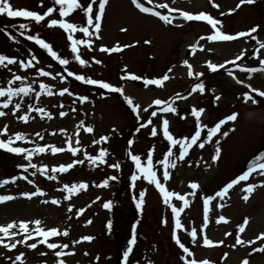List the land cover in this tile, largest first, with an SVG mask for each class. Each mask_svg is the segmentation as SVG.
Returning <instances> with one entry per match:
<instances>
[{
	"label": "rangeland",
	"instance_id": "1",
	"mask_svg": "<svg viewBox=\"0 0 264 264\" xmlns=\"http://www.w3.org/2000/svg\"><path fill=\"white\" fill-rule=\"evenodd\" d=\"M239 0H213L218 5L213 8L209 0H140L146 7H154L155 5L166 3L169 7L188 11L192 14H198L203 11L216 18L226 16L229 10H236L234 16H231L232 23L236 28H230V32L236 29L242 30L259 26L257 38L264 42V0H255L251 4H244L236 8ZM14 8L24 7L29 10L42 11L36 7L38 0H10ZM83 2V0H82ZM208 2V3H207ZM46 5L49 0H45ZM129 0H108L106 11L102 17L101 29L99 31V40H94L93 51L88 52L83 46L80 47L82 58L88 59L90 67H81L75 62L70 53L69 43L63 30L56 27L51 29L34 22L29 25V32L26 34L39 33L41 38L50 44L53 50L57 51L61 58L69 59L67 66L61 67L47 53L40 49L32 41H27L24 36L20 35L18 25L20 23H28L22 18H8L1 16L0 23L8 27V32L0 33V54L15 56L18 60L30 59L29 50L32 55L37 56L39 63L36 66L52 73L49 77H39L32 69H19L18 64L8 66V68L0 67V87L6 86L7 79H11L12 74L25 76V82L39 91V84H48L53 92L52 96L42 94L40 98L25 97L23 100L14 98L13 103H21L19 114H24L29 104L42 107L45 111L51 113L52 119L47 117L41 118L39 114L31 113L32 119L27 123L21 122L11 112L10 108L4 110L7 115L0 117V128L8 125V134L15 132L24 133L33 140L34 144H50L57 147L67 148L65 141H70L73 146L79 139V151L77 156L73 157L71 153L52 154L46 151L33 157L32 162L37 165H47L49 174L52 167H58L60 164L71 163L73 159L84 160L83 164L74 165L67 173H56L55 180H48L39 173L33 179L35 186L45 192V196L32 197L31 199L22 197L20 193L35 190L33 185H29L26 181L17 179L15 183H8L0 187V195H12L15 198L8 202L0 203V224H5L13 220L31 221L40 219L45 228L57 227L58 230L69 231L68 237L50 238L49 242L69 243L70 249L74 250L75 255L62 257L66 264H119L122 259V252L126 247V241L130 238V229L133 223L137 224V243L134 246V254L130 256V264H177L178 249L170 237V210H167L162 203V197L154 186L148 185L146 182L139 180L136 182L135 188L129 187L128 177L134 165L129 159L127 152L130 150L133 154L141 155L142 160L146 157L147 150L155 145L154 162L157 158H163V151L167 150V141L163 140L162 132H160L161 121L159 117L163 115L169 120V132L174 138L189 137L195 131V117L189 116L190 112L182 113V110L188 111L196 104L201 102L206 104L207 111L201 114V123L204 122L208 127L213 126L214 120L213 108H209V101L214 96H220L215 102L218 109L217 120L229 113L236 114L237 122L235 124H225L222 131L228 132L227 136L219 135L213 137V142L206 144L204 149L193 146L189 150V154L184 161L177 163L176 167L170 169V178L167 182L161 180L165 187L180 194L191 192L188 187L189 183L198 184L196 195L186 196L189 200V206L181 213L180 219L186 229L193 227L197 229L203 222V201L201 197L215 195L225 183L239 175L240 166L253 155L261 145L264 138V105L259 102V97L255 105L243 104L242 92L246 89L240 84H236L235 80L223 70L212 73L208 71L206 62L219 63L220 61L238 55L241 51L245 52L246 58H242L245 66L256 68L252 73L241 72L233 65L226 67L233 69V75L246 82L251 88L264 91V76L259 73L261 66L259 59H264V49H259L257 58H252L253 48L259 46L248 37L237 38L231 42H214L212 45L207 40H200L201 36L210 35L211 32L203 28H198L199 21H183L178 18L177 13H173L176 17L170 25L164 24L156 17H150V14H143L144 17L137 14ZM162 14L166 13V9L156 8ZM138 11V10H137ZM221 13H224L221 16ZM149 16L150 18H145ZM52 18H58V13ZM48 19V18H46ZM69 22L82 23L81 16L74 13L71 17L65 18ZM16 25L17 27H12ZM176 25H180L177 27ZM1 28V27H0ZM125 31H121V29ZM4 29V27H3ZM219 30H222L219 28ZM224 31V30H223ZM230 34L229 32H225ZM7 35H12L13 40H8ZM82 34H75L76 38H80ZM148 41V43H145ZM136 43V44H134ZM145 43V44H144ZM131 45L122 48L118 53L106 54L100 52V46L112 47L114 45ZM196 44L197 48L193 56L187 55L188 47ZM203 46V50H201ZM21 52V53H20ZM122 52V53H121ZM95 57L102 61L97 65L91 62V58ZM184 60H188L192 65L194 72H201L203 75L197 80L195 76L187 75V66L183 64ZM126 66V69H125ZM67 68L75 74H83L95 79L108 81L115 86H122L124 95L129 96L138 104L140 121L136 120V114L128 111L125 102L119 100L120 93H112L106 90L97 89L94 86L85 85L79 81H75L72 77L67 76L64 70ZM171 68L172 71L168 72ZM11 69V71H9ZM122 69L128 73L136 74L144 78H161L166 72L169 79L163 82L162 87L148 86L145 88L139 81H122L120 77L123 75ZM264 71V70H263ZM59 72L64 76L61 81L59 76L53 79V76ZM221 76H218V74ZM197 82L203 83L205 89H209L210 94H202L199 96L195 93V97L178 100L176 93L181 96L190 92L192 84ZM19 86V82H16ZM67 87L74 94L88 95L89 102L81 105L79 102L73 104L75 99L67 95L61 97L58 92L61 88ZM103 93V95H101ZM172 94L174 96H172ZM255 96V93H251ZM173 98V103L177 107L178 114H164L159 112V108L163 105H155L154 100L160 99L167 101ZM123 99V96H122ZM3 98H0L2 102ZM63 105V107H59ZM151 105V107H149ZM75 108V111L72 109ZM149 111L145 112L144 109ZM197 108V107H196ZM64 111V117L59 116V111ZM157 111L158 116L152 118V125L137 131L139 123H144L151 111ZM189 113V114H188ZM231 113V114H232ZM183 115L185 119H180ZM216 120V121H217ZM206 122H208L206 124ZM231 122V121H230ZM92 126L93 133H85L83 127ZM151 126H157L158 135L152 137L149 135ZM80 129L77 133V129ZM61 129L64 133H61ZM115 129V131H113ZM39 132L43 136V140L36 137ZM206 133L202 131V137ZM106 135L109 137L107 143L95 145L93 139H99V136ZM0 139H6L0 136ZM219 140L217 145L214 141ZM128 140H133V144L129 149ZM34 144L17 141L14 146L33 147ZM220 148L218 160L213 163L211 155L215 154L216 147ZM100 148H106L109 155L106 157L107 163H121V170L117 172L109 169L106 165L99 167L90 165L85 159V153L96 155ZM0 154V179H10L13 175H19L21 170L17 168L18 164L27 163L22 156L7 153ZM174 151L178 152V146H174ZM29 169V172H32ZM162 169L157 165L158 176L162 173ZM109 175L119 177L116 181H110L108 187H96ZM264 177L253 172L248 181L240 182L233 186L229 193L223 198H216L209 203V224L205 228L206 236L213 242L223 241L222 244L211 247H204L200 244L192 245L191 240L185 232H178V235L186 246L194 253L197 260L206 259L210 264H241L243 259L248 260V264H264V252L252 253V247H259L262 241H256L253 245L237 246L232 248L231 245L235 241L236 226L247 218L248 223L245 231L240 234L241 239L253 240L257 235L264 232ZM85 183L86 189L79 190L70 197L69 201L63 200L61 189L64 184L69 186L73 183ZM252 183L256 185L254 190L248 194V199L244 200L245 193L242 188L246 184ZM144 189L146 195L142 204L141 213H137L135 203L132 200L134 195L138 196V192ZM99 196L100 200H96ZM60 200L59 205H52L51 199ZM111 198L112 209L108 213L102 207L103 202H108ZM48 200L49 203H42ZM93 201H95L93 203ZM175 206H180L181 202L173 198ZM69 203L73 206V212L69 213L67 207ZM219 205V207H218ZM84 208L85 211L79 218L75 217V210ZM224 216L228 223L221 221L219 224L216 220L219 216ZM169 219V224L162 226L160 224L161 217ZM71 217V219H69ZM91 223H86L87 221ZM111 222V229L106 228L107 221ZM31 227V225H30ZM225 233L231 235L225 236ZM82 235H91L94 237L90 242H82L71 248V241L79 239ZM20 237H17L19 239ZM34 241H29V243ZM171 245H169L170 243ZM167 245H169L167 247ZM120 247V248H119ZM119 249L121 254H119ZM66 250V251H68ZM46 249L43 245H38L37 249L29 250L23 245H18L17 249L8 251L0 247V264H9L5 257L14 258L15 255L23 252L24 264H54L52 251L48 250L47 254L41 256V252ZM88 255L85 256L84 253ZM226 254V255H225ZM99 257V260L96 259Z\"/></svg>",
	"mask_w": 264,
	"mask_h": 264
},
{
	"label": "snow or ice",
	"instance_id": "2",
	"mask_svg": "<svg viewBox=\"0 0 264 264\" xmlns=\"http://www.w3.org/2000/svg\"><path fill=\"white\" fill-rule=\"evenodd\" d=\"M131 5L134 6L136 10L143 14H150L153 17L158 18L166 25H170L173 23V20L176 18L173 13H177L179 18L183 21H204L207 25L211 26V34L205 36H201L200 40H207L210 42H231L236 40L237 38L248 37L250 40L254 41L259 48H253L252 51V58L255 59L258 56L259 49H264V42H261L255 33H257L259 26H253L247 31H240L236 32L235 34H226L222 30L217 28V25L221 22L215 18H213L210 14H207L203 11L199 12L198 14H192L188 11H182L178 9H174L169 7L166 3H161L155 5L154 7H146L140 0H130ZM151 3V0H148ZM106 3L107 0H49V4L46 5L45 0H38L36 7L38 9H42V11L37 10H29L24 7L14 8L10 0H0V15H5L8 18H22L28 23H20L18 25V29L20 30V35L24 36L27 41H32L36 45L39 46L40 49L44 50L47 53V56L51 57L53 61H56L61 67L69 65L70 61L67 58H61L58 55L57 51L53 50L48 42L44 38H41L39 33L33 34H26L29 32V25L31 23H35L36 25H41L44 23V26L51 29L56 27L60 30H63V33L66 34V39L69 43L68 47L70 48V53L72 58L75 62H77L81 67H90L91 64L89 63L88 59L82 58L80 53V47L83 46L87 49L88 52L93 51L94 40H99V31L101 29V21L102 17L106 11ZM209 3L213 8H217L213 0H209ZM253 0H239L236 5V8L241 7L244 4H251ZM156 8L159 9H166L167 12L162 14L161 11L155 10ZM230 12L233 10H229ZM58 13V18H52L55 14ZM74 13L81 16L82 23H75L69 22L65 18L71 17ZM224 13H221L223 16ZM48 18V19H46ZM179 27L180 25H176ZM12 27H17L16 25H12ZM121 31H125V29H121ZM4 32L3 28H0V33ZM75 34H82L80 38H76ZM8 40H13L14 37L12 35H7ZM148 43V41H145ZM131 45H114L112 47L107 46H100L98 51L111 54V53H118L122 50V48L130 47ZM195 52L197 45L193 44L190 46ZM201 50H203V46H201ZM30 59L28 60H17L14 56L10 57L9 55L0 54V67L8 68V66L13 64H18L19 69H32L39 77H49L52 75L49 71H45L36 66V63H39L37 60L36 55L31 54V50H29ZM242 58H246L245 52L241 51L238 55L235 56L233 60H226L224 63H212L206 62L208 71L212 73L218 72V70H223L228 76L232 77L236 84H242L240 79H237L233 75V69L226 67V65H233L236 69L240 70L241 72L252 73L256 71V68L248 67L243 65L242 63H237V61H242ZM36 62V63H33ZM91 62L97 65L101 64L102 61L96 59L95 57L91 58ZM183 64L187 66V75L189 77L195 76L198 80L203 74L201 72H194L192 65L189 64L188 60H184ZM259 65L261 66V70H264V59H259ZM126 69V66H125ZM122 69L123 75L120 77L122 81H141L142 85L147 88L148 86H157L162 87L163 82L169 79V75L166 72L161 78H144L138 76L136 74L128 73ZM67 72L68 77H72L75 81H79L82 84L94 86L97 89L106 90L112 93H120L123 96L124 102L127 106L131 109L133 114H136V120L140 121L139 116V108L138 104H134L133 100L129 98V96L124 95V90L122 86H115L108 81H104L101 79L91 78L89 76L83 74H75L73 71L64 69ZM11 71V69H9ZM172 69L169 68L168 72H171ZM59 76L60 80L63 81L65 78L61 76L59 72L53 76V79ZM16 82H19V86L16 85ZM246 89L242 92V97L245 102L250 101L251 103H257V99L255 97L264 98V91H258L252 89L250 85H243ZM205 91V86L203 83L197 82L191 88V91L188 95L192 93L199 92L203 94ZM251 93H255L253 96ZM42 94H47L48 96H52L53 92L50 89L48 84L40 83L39 84V91H36L31 84L25 82V76L17 75L15 73L12 74L11 79H7L6 86L0 87V98H3L2 102H0V117H4L7 115V110L10 108L11 105V112L13 115L17 117V119L21 122L27 123L31 117V113L39 114L41 118L47 117L49 120L52 119L51 113L45 111L42 107H37L33 104H29L24 114H19V110L21 109V103L16 102L13 103L14 98H19L23 100L25 97H35L40 98ZM58 95L63 97L65 95L69 97H73L75 95V99H73L72 103L75 104L79 102V104L83 105L86 102H89L88 95L84 94H74L73 92L69 91L67 87H63L59 90ZM103 95V93H101ZM176 98L179 99H186V97L181 96L179 93L175 94ZM220 99L219 96H214L213 104ZM173 98H169L167 101H162L160 99H156L153 103L157 106L163 105V107L159 108L160 113L168 114L171 113L173 115H177V107L172 102ZM59 107H63L60 105ZM151 107V105L149 106ZM76 109L73 108L72 111ZM145 112H148L149 109L145 108ZM205 111L204 108L197 109L196 107H192L190 116L195 117V131L189 137L183 138H174L172 134L169 132V120L166 119L163 115L159 117L161 121L160 124V132H162L163 140L167 141V150L163 151L162 156L163 158H157L154 162V149L155 145L150 147L146 152L145 159L142 160L141 155L133 154L130 150L127 152L129 159L131 160L132 164L134 165V169L131 170V175L128 177L130 183V188H135L136 182L142 180L146 182L148 185L154 186L155 190L158 191L159 195L162 197V203L167 210H170V220L172 222L170 228V237L171 240L174 242L175 246L178 249V259L177 264H210V261L206 259L197 260L194 258V253L190 250L189 246H186L183 243L178 235V232H185L187 237L190 238L192 245L200 244L204 247H211L216 245L222 244L223 241L213 242L209 239L205 234V228L209 224V203L216 198L223 199L228 193L229 190L240 184V182L248 181L250 175L255 172L257 175L264 177V152H261L259 155L254 156L250 161L247 163V170L244 171L242 174L235 176L229 182L225 183L222 187L219 188L218 191L215 192V195H208L205 197H201L203 201V222L200 227L197 229L196 227L191 228L190 230L186 229L185 226L182 224L180 216L181 213L185 211V209L189 206V200L186 199V196H193L196 195V190L198 189V184L195 182L189 183L188 187L192 190L191 192L180 194L174 191H170L165 187V184L161 182H167L170 178V169L176 167L177 163L180 161L187 162L185 157L189 154V150L193 149V146L204 149L206 144L213 142V137L217 134L227 136L228 132L222 131V126H224L227 122L233 121L236 117L235 113L227 114L224 117L218 119L214 122L213 126L208 127L207 125H202L200 117L201 114ZM66 113L64 111H59V116L64 117ZM157 111H151L150 115L147 117L144 123H139V127L137 131L143 128H148L152 125V118L157 117ZM180 119H185L183 115L179 116ZM8 125H5L3 128H0V136H5L6 139H0V150H4L7 153L14 154L17 156H22V159L27 163H21L17 165V168L21 170L20 174L13 175L10 179H0V187L8 184V183H15L17 179L26 181L29 185H33L35 188L34 191L31 193L29 192H22L20 195L22 197L31 199L32 197H42L45 196V192L42 191L39 187L35 186V182L33 179L29 177H35L37 173L40 176H45L48 180H55L56 173H67L70 169H73L74 165H80L84 163V160L81 159H73L71 163L68 164H60L58 167H52L48 170L47 165H37L33 163V157L39 154H43L46 151H50L52 154L64 153L67 151L71 153L73 157L77 156V152L79 151V139L76 140V145L70 141H65L67 144V148L65 147H57L50 144H34L33 140L27 137L24 133L15 132L14 134H8ZM80 129H77V133H79ZM83 131L85 133H93L94 129L92 126L83 127ZM115 131V129H113ZM202 131L206 134L202 137ZM61 133H64V130L61 129ZM36 137L43 140V136L39 132H37ZM149 135L152 137H156L158 135V128L157 126H151L149 130ZM26 142L29 144H34L33 147H21V146H14L16 142ZM109 141V137L106 135L99 136V139H93L92 143L95 145H99L102 143H107ZM217 145L219 144V140L214 141ZM127 144L129 149L133 144V140H128ZM174 146H178V152L174 151ZM85 159L88 161L90 165H95L97 167L101 165H106L109 169H114L117 172L121 170V163L118 161L116 163H107L106 157L109 155L108 150L106 148H100L98 154L96 155H89L87 153L84 154ZM220 155V148L217 146L215 149V154L211 155V161L215 163ZM157 165L163 170L162 173L158 176L157 172ZM29 169H32V172H29ZM119 177L116 175H109L105 179H103L100 183H97L96 187H103L106 188L109 185L110 181H116ZM264 184V181L261 182ZM256 185L252 183L246 184L242 188V191L245 193L243 196L244 200L248 199V194L254 190ZM87 185L83 182L76 184L73 183L70 186L68 184H64L61 191L63 193H67L63 195L64 201H69L70 197L77 193L79 190L86 189ZM146 195V191L141 189L138 192V196L134 195L132 197L133 202L135 203V208L137 213H141L142 211V204L144 203V197ZM15 197L12 195H0V203L8 202L13 200ZM175 198L176 201L181 202L180 206H175L173 201ZM96 200H100V197L97 196ZM95 201H93L94 203ZM42 203H49L48 200H43ZM50 203L52 205H59L60 200L58 199H51ZM102 207L105 209H111L112 205L111 202H103ZM219 207V205H218ZM67 211L69 213L73 212V206L69 203L67 207ZM85 211L84 208H79L75 210V217L79 218L81 214ZM71 219V217H69ZM221 221L224 223H228L224 216H219L216 220V223L219 224ZM86 223H91V221H87ZM248 220L247 218L244 221L236 226L235 230V241L231 245L232 248H236L237 246H245V245H253L256 241L264 240V232L260 233L255 237L253 240H243L241 239L240 234L245 231V226L247 225ZM160 224L162 226H166L169 224V219H165L163 216L161 217ZM31 225V227H30ZM106 227L110 230L111 229V222H109ZM231 235L230 233H225V236ZM69 231L64 229L63 231L58 230L57 227L45 228L42 225V221L40 219H33L31 221H11L5 224H0V247L11 251L17 249L18 245H23L26 249L35 250L37 249L38 245H43L46 249L45 252H41L40 255L44 256L47 254L48 250L52 251V255L54 257V264H66L65 259L62 257H68L75 255L74 250L70 249L69 243H55L49 242L50 238H57V237H68ZM17 237H20L17 239ZM94 237L91 235H82L79 239H74L71 241V248L74 249L75 245H78L82 242H90L93 240ZM29 241H34L29 243ZM137 243V224L133 223L130 229V238L126 241V247L122 252V259L120 264H130V256L134 254V246ZM68 250V251H66ZM264 252V243H261L259 247H252V253ZM24 253L20 252L19 254L15 255L14 258L12 257H5L9 261V264H24ZM85 256L88 255L87 252L84 253ZM226 255V254H225ZM99 260V257H96ZM138 264V262H137ZM149 264L151 262L149 261ZM241 264H248V260L245 258L241 261Z\"/></svg>",
	"mask_w": 264,
	"mask_h": 264
},
{
	"label": "water",
	"instance_id": "3",
	"mask_svg": "<svg viewBox=\"0 0 264 264\" xmlns=\"http://www.w3.org/2000/svg\"><path fill=\"white\" fill-rule=\"evenodd\" d=\"M261 152H264V147L261 149V151H260L257 155H259ZM257 155H256V156H257ZM250 160H251V159H250ZM250 160H249V161H250ZM247 163H248V162H246V163L241 167V171H242V172H244V171L247 170Z\"/></svg>",
	"mask_w": 264,
	"mask_h": 264
}]
</instances>
